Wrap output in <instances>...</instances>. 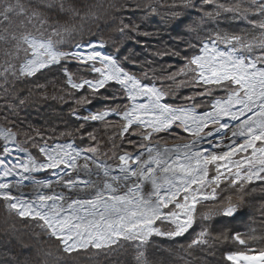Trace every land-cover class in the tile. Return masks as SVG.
<instances>
[{"label": "snow or ice", "instance_id": "obj_1", "mask_svg": "<svg viewBox=\"0 0 264 264\" xmlns=\"http://www.w3.org/2000/svg\"><path fill=\"white\" fill-rule=\"evenodd\" d=\"M164 3L167 23L188 13V38L136 59L120 41L153 34L114 13L161 5L113 0L110 27L120 35L108 52L71 23L99 18L92 8L82 14V0H0V228L19 241V250L0 249V264H73L74 253L167 264L154 258L153 238L176 241L194 225L187 249L197 258L187 264H264V232L230 236L205 223L234 217L264 191V0ZM165 57L177 65L163 66ZM46 70L61 73L58 98L71 101L76 123L21 128L15 118L31 96L19 88ZM209 201L216 211L198 212ZM229 241L237 247L222 248Z\"/></svg>", "mask_w": 264, "mask_h": 264}, {"label": "trees", "instance_id": "obj_2", "mask_svg": "<svg viewBox=\"0 0 264 264\" xmlns=\"http://www.w3.org/2000/svg\"><path fill=\"white\" fill-rule=\"evenodd\" d=\"M84 8L81 9L83 14L88 8H92L99 14L98 19H89L86 21L72 20L71 23L79 26L84 24L86 29H91V35H85L83 38L96 39L102 38L108 44V50L112 51V42L120 34L114 30V27L110 25L114 24L113 10L109 8V5L113 3V0H82ZM121 3L141 4L146 5L152 3L154 5H161L157 8L156 13H150L145 15L146 8L141 7L139 9L127 10L121 13H114L116 16L127 20L131 16L136 22L140 23L142 32H149L151 36H138L135 39L124 38L120 41L121 53L127 55L130 58L140 59L144 56H149L155 48H172L176 45L183 44L184 40L188 37L185 35L187 31V24L181 23V21L189 20L188 13L185 12L181 15L179 20H174L172 23H167L165 17L168 15V5L164 3V0H120ZM103 6L98 7V6ZM197 14L191 15V20L197 19ZM63 23V21H61ZM190 22V21H189ZM229 21L221 19V26L227 30ZM167 63L177 65L178 58L165 57L164 61H161L163 66H167ZM46 75L32 78L34 82H23L19 88L21 94L28 96L30 94L31 99L16 117V123L21 127L27 129L29 125L34 129L44 130L49 125H57L59 123V115L63 118H67L69 115V104L59 100V90L63 86L62 75L59 71H47ZM55 97V98H54ZM2 118V114H0ZM76 123V122H75ZM64 123L61 121L57 126L64 127ZM99 134L103 135L102 130L98 129ZM226 194L224 193V196ZM223 196V197H224ZM215 205V204H213ZM7 216V209L3 202H0V225L3 224ZM234 222H227L225 227L224 221L217 220L213 223L210 231L218 232L220 229H224L230 236L233 231H237L236 226L233 227ZM34 224V222H33ZM218 225V226H217ZM17 227L21 231H27L24 228L23 223H18ZM36 231L39 232V228L36 227ZM195 238V236H194ZM192 236L176 239V241L168 240L164 237H155L156 244L152 248L154 258L162 261L167 260V264H187L188 260H195L197 258L195 249L188 250L187 245L194 239ZM179 241V243H177ZM4 245L10 248L19 250V241L10 235H8L3 228H0V249ZM235 245L229 241L228 244L223 245L222 248L231 250ZM29 247L31 243L29 242ZM166 249H171L168 251ZM27 251V248L25 249ZM188 251L192 252V256L189 257ZM219 258V255L217 256ZM73 264H107L106 261L99 260L97 257L84 254L72 256Z\"/></svg>", "mask_w": 264, "mask_h": 264}, {"label": "rangeland", "instance_id": "obj_3", "mask_svg": "<svg viewBox=\"0 0 264 264\" xmlns=\"http://www.w3.org/2000/svg\"><path fill=\"white\" fill-rule=\"evenodd\" d=\"M93 105H95V101L93 102ZM95 109H96V107H95ZM61 121H62L64 124H65V122L75 123L74 121H70V116H69V115H67V118H63L61 115H59V123H60ZM59 123H56V124L58 125ZM64 127H65V125H64ZM102 132H103V131H102ZM77 143H80V141H77ZM47 176H48L47 173H40V174H39V177H40V178H46ZM251 197H252V195L250 194L248 197H246V199L250 201V200H251ZM253 200H254V198H253ZM210 202H211V201L206 202L205 204L198 206V212L201 211V210H203V211H205V212H215V211H216V206H211ZM250 206H251V207H250ZM247 207H250V209H249L247 212H245V215H246L247 217H249V219H250L249 221L252 222V221H254V218H255L257 215H255L256 213H255V214L250 213L251 210H252V212H254V209L252 208V203L249 204L248 206H246V208H247ZM239 212L241 213V211H238V212L235 214V216H237ZM217 218H218V219L222 218V215H219V214L214 215L213 218H212V220H210V221H206L205 223H211V224H213L214 221H215ZM197 223L199 224L200 221L198 220ZM238 224H239V226L242 225L241 223L234 222V223H233V227H234V226H237ZM254 225L260 227V223H259L258 221H255ZM217 226H218V225H217ZM190 230H193V233H194V235H193L192 233H188V234L186 233L187 235H190V236H195L196 232L199 231V229L196 227V225H194V226H193V229H190ZM190 230H189V231H190ZM210 230H211V229H210ZM187 235H185L184 237H186ZM154 238H155V237H154ZM154 238H153V239H154ZM166 250H168V251H172L171 249H166ZM172 252H173V251H172ZM74 254H75V253H74ZM185 255H187V253H186ZM165 261H167V260H165Z\"/></svg>", "mask_w": 264, "mask_h": 264}]
</instances>
